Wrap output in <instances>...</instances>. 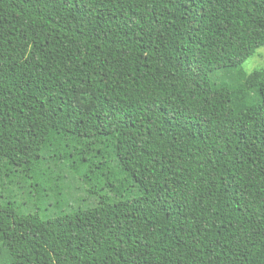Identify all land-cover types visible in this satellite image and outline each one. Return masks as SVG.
I'll list each match as a JSON object with an SVG mask.
<instances>
[{"label": "trees", "instance_id": "obj_1", "mask_svg": "<svg viewBox=\"0 0 264 264\" xmlns=\"http://www.w3.org/2000/svg\"><path fill=\"white\" fill-rule=\"evenodd\" d=\"M0 44V264H264V0H0Z\"/></svg>", "mask_w": 264, "mask_h": 264}, {"label": "rangeland", "instance_id": "obj_2", "mask_svg": "<svg viewBox=\"0 0 264 264\" xmlns=\"http://www.w3.org/2000/svg\"><path fill=\"white\" fill-rule=\"evenodd\" d=\"M261 68H264V47L259 49L256 54L241 67V69L248 74ZM8 80L9 77L0 44V84L7 83ZM12 191L16 196L14 201L24 213H38L44 220L57 214V211L52 206L47 207L49 204L48 201L38 202L31 196L30 193L32 192V189L30 188L29 183L23 182V184L20 185L19 181L18 185H15L12 188ZM50 203L52 204L53 200H50Z\"/></svg>", "mask_w": 264, "mask_h": 264}]
</instances>
